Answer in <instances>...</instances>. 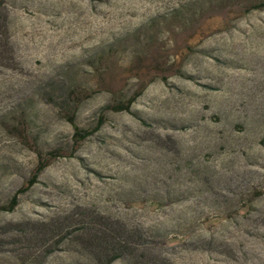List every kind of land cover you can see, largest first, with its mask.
Masks as SVG:
<instances>
[{
	"label": "rangeland",
	"instance_id": "1",
	"mask_svg": "<svg viewBox=\"0 0 264 264\" xmlns=\"http://www.w3.org/2000/svg\"><path fill=\"white\" fill-rule=\"evenodd\" d=\"M260 3L0 0V264H264Z\"/></svg>",
	"mask_w": 264,
	"mask_h": 264
},
{
	"label": "trees",
	"instance_id": "2",
	"mask_svg": "<svg viewBox=\"0 0 264 264\" xmlns=\"http://www.w3.org/2000/svg\"><path fill=\"white\" fill-rule=\"evenodd\" d=\"M262 8H264V3L257 4L254 7V9H262ZM133 101H134V99H130L127 101L126 104L115 105V106L111 107V109L114 111H117V112H129L130 105L132 104ZM102 123H103V119L102 118L98 119L96 126L91 131H80L79 129L74 128L73 136L76 139V141L84 140L88 136L94 134L100 128ZM44 168H45L44 163H40L36 168L35 174L29 179L27 186L25 188L17 190L15 192V194L11 197L8 205L6 207H0V211H2V210L7 211V212L12 211L13 208L17 205V196L19 194H23L24 192H26L36 182L37 175L42 170H44ZM115 256L116 255H114L113 257L108 259V261H106L104 264H109L110 262H112L114 260Z\"/></svg>",
	"mask_w": 264,
	"mask_h": 264
}]
</instances>
